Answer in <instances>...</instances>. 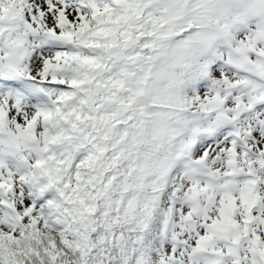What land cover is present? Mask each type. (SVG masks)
<instances>
[{"label": "snow or ice", "instance_id": "1", "mask_svg": "<svg viewBox=\"0 0 264 264\" xmlns=\"http://www.w3.org/2000/svg\"><path fill=\"white\" fill-rule=\"evenodd\" d=\"M0 264H264V0H0Z\"/></svg>", "mask_w": 264, "mask_h": 264}]
</instances>
